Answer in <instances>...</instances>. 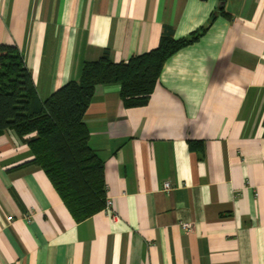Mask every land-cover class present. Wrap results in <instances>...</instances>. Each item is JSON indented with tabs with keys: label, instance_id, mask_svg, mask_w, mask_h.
<instances>
[{
	"label": "crops",
	"instance_id": "crops-1",
	"mask_svg": "<svg viewBox=\"0 0 264 264\" xmlns=\"http://www.w3.org/2000/svg\"><path fill=\"white\" fill-rule=\"evenodd\" d=\"M166 27L205 30L147 104L98 85L83 118L116 218L75 221L43 170L19 167L28 144L0 135V264H264V0H0V43L42 100L105 51L154 49Z\"/></svg>",
	"mask_w": 264,
	"mask_h": 264
},
{
	"label": "trees",
	"instance_id": "trees-1",
	"mask_svg": "<svg viewBox=\"0 0 264 264\" xmlns=\"http://www.w3.org/2000/svg\"><path fill=\"white\" fill-rule=\"evenodd\" d=\"M204 30L174 38L166 27L157 47L118 63L105 51L82 64L78 79L64 83L44 100L18 48L0 43V135L11 130L28 144L32 158L19 167L43 170L75 221L104 209L107 198L104 164L89 144L83 121L95 88L118 84L125 107L147 104L165 61Z\"/></svg>",
	"mask_w": 264,
	"mask_h": 264
},
{
	"label": "built area",
	"instance_id": "built-area-1",
	"mask_svg": "<svg viewBox=\"0 0 264 264\" xmlns=\"http://www.w3.org/2000/svg\"><path fill=\"white\" fill-rule=\"evenodd\" d=\"M163 188L165 191H169L171 189V185L170 183L168 182H165L163 184ZM104 209H106L107 211L111 212V215L113 218H116L117 216L115 215V212L112 211L113 210V200L111 198H106V202H105V205H104ZM9 220L12 219L11 216L8 217ZM180 225L182 226V228L185 230V231H190L191 230V224L188 223V222H180Z\"/></svg>",
	"mask_w": 264,
	"mask_h": 264
},
{
	"label": "water",
	"instance_id": "water-1",
	"mask_svg": "<svg viewBox=\"0 0 264 264\" xmlns=\"http://www.w3.org/2000/svg\"><path fill=\"white\" fill-rule=\"evenodd\" d=\"M224 0H220V7L222 6Z\"/></svg>",
	"mask_w": 264,
	"mask_h": 264
}]
</instances>
